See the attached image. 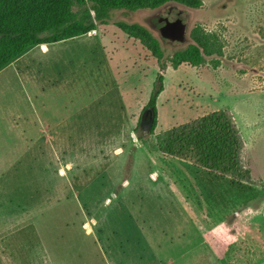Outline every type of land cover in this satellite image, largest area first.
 <instances>
[{"label": "rangeland", "instance_id": "rangeland-1", "mask_svg": "<svg viewBox=\"0 0 264 264\" xmlns=\"http://www.w3.org/2000/svg\"><path fill=\"white\" fill-rule=\"evenodd\" d=\"M203 1L199 10L115 11L97 33L39 54L34 75L45 79L30 83L29 100L20 76L0 77V118L23 106L32 124L21 140L3 135L0 120V264H264V0ZM174 7L188 20L185 43L157 27ZM117 22L150 30L167 70ZM199 25L224 39L220 65L209 57L173 69ZM159 74L158 124L145 135ZM219 110L242 133L250 183L157 146L160 134Z\"/></svg>", "mask_w": 264, "mask_h": 264}, {"label": "trees", "instance_id": "trees-1", "mask_svg": "<svg viewBox=\"0 0 264 264\" xmlns=\"http://www.w3.org/2000/svg\"><path fill=\"white\" fill-rule=\"evenodd\" d=\"M169 3L193 10L204 6L203 0H0V71L31 47L76 39L97 30L99 25H110L115 11L157 10ZM115 25L151 52L161 72L167 70L165 51L150 30L138 23ZM190 38L187 47L173 53L170 59L173 69L185 64L201 67L209 57L217 58L212 60L214 67L220 65L225 41L218 33L199 25L191 31ZM163 92L164 76L159 74L147 106L155 111L151 135L158 124L157 100ZM157 146L163 154L189 161L222 179L237 183L252 180V172L242 159L245 146L242 133L226 110L160 134Z\"/></svg>", "mask_w": 264, "mask_h": 264}, {"label": "crops", "instance_id": "crops-1", "mask_svg": "<svg viewBox=\"0 0 264 264\" xmlns=\"http://www.w3.org/2000/svg\"><path fill=\"white\" fill-rule=\"evenodd\" d=\"M97 32H98V29L95 31H92L91 33H97ZM86 36H88V34L82 37H86ZM132 40L136 41L135 39H132ZM68 41H71V40H68ZM68 41H64V42H60L56 44H46V45L31 47L26 52H24L22 55H20L18 58H16L12 63H10L8 66H6L4 69L0 71V77H3L2 81H7L11 77L20 76V79L23 82V85L21 83V86L24 90V94H25L24 96L29 100L32 97V95L30 94V91L27 90L29 89L28 86L29 87L32 85L39 86V80L45 79V75L43 74L42 75L39 74L38 76L34 75L37 72H39V68H41V64H40L41 61L39 62V60H36V59L40 58L39 57L40 55H43V56L48 55L57 45H60L61 43H66ZM125 44H126V41L122 45H125ZM141 46L143 48L142 50H144L143 45ZM38 50L40 51V53H38ZM24 81H27V82H24ZM31 82H32V85L30 84ZM40 93H41V90L36 91L34 95L37 97ZM14 112L15 113L7 112L5 114L4 113L2 114L0 120H1V123L4 124V128H3L4 130L1 133L5 135L6 137L9 135H12V137L14 136L16 138H19L21 136L20 137L21 140H23V138L26 135H29L30 137L29 133L31 132L30 129H32V124L30 123L27 113L26 112L24 113L23 106L16 107ZM34 120L39 121L40 120L39 116L35 115ZM7 147H8V143L6 142L5 148ZM212 176L215 178L219 177L217 175H212ZM140 261L141 259L139 260V262Z\"/></svg>", "mask_w": 264, "mask_h": 264}, {"label": "water", "instance_id": "water-1", "mask_svg": "<svg viewBox=\"0 0 264 264\" xmlns=\"http://www.w3.org/2000/svg\"><path fill=\"white\" fill-rule=\"evenodd\" d=\"M172 20L170 22L158 21L157 27L161 36L172 43H185L187 31L185 29L188 20L183 17V11L179 7L171 9ZM155 123V111L147 107L141 117V129L145 135L150 134Z\"/></svg>", "mask_w": 264, "mask_h": 264}]
</instances>
